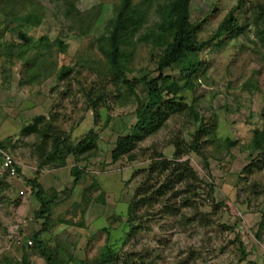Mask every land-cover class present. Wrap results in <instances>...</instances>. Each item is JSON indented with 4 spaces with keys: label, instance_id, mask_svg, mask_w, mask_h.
I'll return each instance as SVG.
<instances>
[{
    "label": "rangeland",
    "instance_id": "374dc122",
    "mask_svg": "<svg viewBox=\"0 0 264 264\" xmlns=\"http://www.w3.org/2000/svg\"><path fill=\"white\" fill-rule=\"evenodd\" d=\"M169 1L131 0L121 20V38L127 43L122 47L127 54L124 76L133 85L132 96L122 84L113 86L107 76L103 79V59L96 50V41L105 34L118 0H34L32 5L25 0H0V55L9 45L25 49L19 59L11 58V64L0 56V141L6 143L22 172L17 180L5 181L7 188L0 196V264H19L24 248L29 264H46L47 259L57 264V257L72 264L67 256L94 264L106 248L114 254L112 264H245L238 262V241L247 253L246 261L264 264V228L259 241L253 236L264 211V165L238 179L243 165L256 154L247 149L252 130H264V47L254 38L250 24V10L261 0H243L235 14L242 32L235 38L222 36L197 55L199 66L191 78L192 89L181 90L182 101L174 102L194 105L203 122L214 123L215 141L235 143L226 154L221 146L218 150L205 146L204 153L215 157L207 159V169L201 158L187 156L197 177L213 184V199L223 206L212 210L199 190L194 199L204 205L199 211L210 214L206 228L181 226L169 217L154 218L126 237V201L141 176H132L134 171H144L148 155L154 152L171 158L170 142L187 141L197 126L182 108L135 143L132 162L126 156L114 164L110 161L114 140L126 135L134 124V95L138 99L146 96L142 79L156 77L157 57L172 41ZM238 1L191 0L189 20L198 26L194 41L208 38ZM30 9L40 16L36 27L22 22ZM58 40L66 46L62 53ZM61 67L66 70L58 78ZM163 73L182 85L184 78L177 68ZM98 96L101 99L96 101ZM89 100L95 103L96 116ZM36 116L52 118V124L72 143L88 130L97 135L94 153L80 156L77 163L67 157L63 168L43 167L40 171L38 184L46 195H57L50 212L53 224L39 237L48 250L45 256L38 254L31 239L42 221L33 217L38 203L25 183L36 169L39 140L34 134H19ZM141 150H146L144 155ZM73 165L85 171L74 186L69 174ZM53 181H57L56 190ZM93 183L97 188L91 189ZM182 212L190 217V211ZM85 213L91 218L104 216L93 223L90 232L77 227L88 224ZM58 220L68 225H59Z\"/></svg>",
    "mask_w": 264,
    "mask_h": 264
},
{
    "label": "trees",
    "instance_id": "16d2710c",
    "mask_svg": "<svg viewBox=\"0 0 264 264\" xmlns=\"http://www.w3.org/2000/svg\"><path fill=\"white\" fill-rule=\"evenodd\" d=\"M34 0H25V4L32 5ZM191 0H170L168 3L171 19L168 23L173 28V38L157 57L155 63V71L157 73L154 78H143L146 89V96L143 99H138L134 95L136 101L134 124L129 132L124 136H117L114 140L112 149L109 153L112 164L118 162L126 156L129 162L134 160V155L131 153L135 143L154 133L157 128L163 124L169 115L178 114L182 108H186L194 124H197L190 139L182 141L176 139L171 141L173 147L171 158H165L160 153H152L148 155L149 164L144 171H134L132 176L141 175L140 181L133 186L126 201V213L124 223L127 225L128 231L126 237L135 235L143 228L144 223H148L156 218L158 221L169 217L176 220L181 226L187 224H196L201 228L209 226V213L199 211L204 205L196 203L194 196L200 190L205 197L203 200H208V206L212 210L222 207V203H216L213 199L214 187L211 182L200 180L196 172L190 166L187 156L194 154L202 159L203 167L208 168L207 159L215 158L211 153H204V147L207 145L218 146L224 150V154L235 146V143L229 139H225L223 143L215 141L213 136L215 124L210 122H203L195 111L193 106L185 107L180 103L181 96L178 93L183 90H191V78L196 74L199 63L197 55L206 49L211 43L227 36L228 38L237 37L242 32L241 27L237 23L235 14L241 10L243 0H239L235 8H232L216 26L214 32L205 40L201 42L194 41V34L197 30V24H191L189 20V4ZM131 5V0H118L115 6L114 15L108 20L107 29L103 36H100L96 41V50L103 59V79L108 77L109 83L117 86L119 83L125 86L128 94L133 96V85L126 79L125 62L127 54L122 47L127 43L121 38L120 23L125 15L127 9ZM9 12V11H8ZM5 15H8L6 13ZM22 22L29 27H36L40 23V16L34 10H26V13L21 17ZM250 24L253 28L254 38L264 47V0L254 6L250 10ZM56 45L60 53L65 51L66 46L57 41ZM47 50L48 44H45ZM25 49H17L14 45H9L6 50L2 51V57L6 58L7 62L11 64V58L19 59L24 54ZM0 55V56H1ZM11 66V65H10ZM177 68L180 75H182L183 83L179 85L176 80H169L164 75L166 69ZM65 68L61 67L58 72V78L63 77ZM101 99L96 97V101ZM93 116H96V106L92 100H89ZM53 119H46L42 116H36L32 119V124H28L20 131V136L34 134L39 140V144L35 147L36 151V169L33 176L25 180L29 187L30 194L38 203V208L33 217L37 221H42L38 232L32 234L31 239L36 246V250L40 256L46 255L45 242L39 237L41 234L49 231L53 221L50 220L51 207L57 198L56 193L52 192L46 195L41 186L37 182V178L43 167L63 168L65 166L66 158L72 157L73 161L77 163L80 156L92 154L97 150L96 140L97 135L92 131L88 132L79 139L76 143H72L67 138L65 133L59 130L52 124ZM95 119H93V124ZM5 142L0 141V150L7 151ZM48 144V150L46 146ZM247 149L256 152L245 165L241 168L238 179L242 176H248L254 172L260 171L264 165V130L253 129L250 143ZM146 150H141L144 155ZM85 159V158H83ZM17 176H21V171L16 168ZM85 173L84 168L73 165L70 167L69 174L73 178L72 186L76 185L79 176ZM5 178H0V196L7 188ZM201 185L203 187H201ZM97 188L96 184H92L91 189ZM83 197H85L83 195ZM1 202V197H0ZM100 200L99 203H101ZM156 206V210L152 209ZM142 210L141 214H138ZM182 210L190 211L186 217ZM58 222H62L58 220ZM256 230L253 233L255 240H260V232L264 228V211L260 214V219L255 225ZM236 240H239L236 237ZM240 257L239 263L254 264L246 261L247 253L239 242ZM31 245V243H30ZM25 246V245H24ZM26 248H29L25 246ZM26 250L23 249L21 260L19 264H29L27 261ZM57 264H64L60 257H57ZM114 254L109 248H106L104 253L100 255L94 264H112ZM50 259L45 261L50 264ZM67 261L72 264H87L86 262L78 261L72 256H67Z\"/></svg>",
    "mask_w": 264,
    "mask_h": 264
},
{
    "label": "built area",
    "instance_id": "2783aa9c",
    "mask_svg": "<svg viewBox=\"0 0 264 264\" xmlns=\"http://www.w3.org/2000/svg\"><path fill=\"white\" fill-rule=\"evenodd\" d=\"M16 168L17 164L11 154L8 151L0 150V178L17 180L19 177L17 176ZM26 244L30 246L29 241Z\"/></svg>",
    "mask_w": 264,
    "mask_h": 264
},
{
    "label": "crops",
    "instance_id": "0c3cea01",
    "mask_svg": "<svg viewBox=\"0 0 264 264\" xmlns=\"http://www.w3.org/2000/svg\"><path fill=\"white\" fill-rule=\"evenodd\" d=\"M20 171H21V168H20ZM21 174H22V172H21ZM55 180H57V179H55ZM54 183H55V190H56V186H58L57 185V181H53ZM88 212V211H87ZM84 217H87L86 219L84 218ZM84 220L86 221V222H88V224H86V225H83L82 227L80 226V225H78L77 227H79L78 229H81V228H83L84 227V229H87V230H89V232H90V229H94L95 227L93 226V223H95V222H100L101 220H103L102 218L104 217L102 214H101V216H96V217H94V218H91L87 213H85L84 214ZM98 220H100V221H98ZM68 225L67 223L65 224V223H63V222H60L59 223V225ZM55 227H57V226H55Z\"/></svg>",
    "mask_w": 264,
    "mask_h": 264
}]
</instances>
